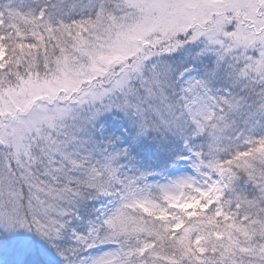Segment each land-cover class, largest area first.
I'll return each instance as SVG.
<instances>
[{
	"label": "snow or ice",
	"instance_id": "1",
	"mask_svg": "<svg viewBox=\"0 0 264 264\" xmlns=\"http://www.w3.org/2000/svg\"><path fill=\"white\" fill-rule=\"evenodd\" d=\"M0 264H264V0H0Z\"/></svg>",
	"mask_w": 264,
	"mask_h": 264
}]
</instances>
